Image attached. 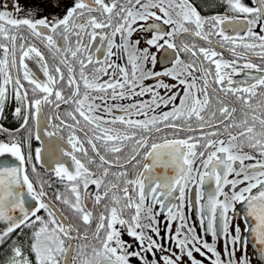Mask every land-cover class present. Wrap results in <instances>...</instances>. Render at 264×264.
Wrapping results in <instances>:
<instances>
[{
	"label": "snow or ice",
	"instance_id": "snow-or-ice-1",
	"mask_svg": "<svg viewBox=\"0 0 264 264\" xmlns=\"http://www.w3.org/2000/svg\"><path fill=\"white\" fill-rule=\"evenodd\" d=\"M0 264H264V0H0Z\"/></svg>",
	"mask_w": 264,
	"mask_h": 264
},
{
	"label": "flooded vegetation",
	"instance_id": "flooded-vegetation-1",
	"mask_svg": "<svg viewBox=\"0 0 264 264\" xmlns=\"http://www.w3.org/2000/svg\"><path fill=\"white\" fill-rule=\"evenodd\" d=\"M226 58H227V57H226ZM34 145H35V146H38V142H35V141H34ZM209 239H210V237H209Z\"/></svg>",
	"mask_w": 264,
	"mask_h": 264
},
{
	"label": "water",
	"instance_id": "water-1",
	"mask_svg": "<svg viewBox=\"0 0 264 264\" xmlns=\"http://www.w3.org/2000/svg\"><path fill=\"white\" fill-rule=\"evenodd\" d=\"M7 159H11V158H7Z\"/></svg>",
	"mask_w": 264,
	"mask_h": 264
}]
</instances>
